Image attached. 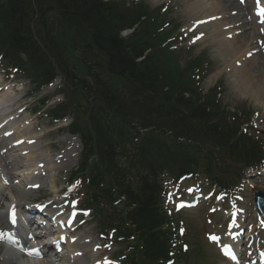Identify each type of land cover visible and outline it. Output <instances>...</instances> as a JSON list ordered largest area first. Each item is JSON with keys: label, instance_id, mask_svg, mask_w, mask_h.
<instances>
[{"label": "trees", "instance_id": "obj_1", "mask_svg": "<svg viewBox=\"0 0 264 264\" xmlns=\"http://www.w3.org/2000/svg\"><path fill=\"white\" fill-rule=\"evenodd\" d=\"M130 21L117 0H0V57L37 85L62 74L73 97L67 110L85 114L90 109L89 125L77 127L90 128L83 136L87 149L98 156L96 169L109 178L107 195L113 187V195L126 197L133 209L123 213L140 232L148 260L155 261L167 255L168 244L164 233L156 231L163 221L157 196L146 177L137 183L139 192L133 190L128 171L117 162L125 146L135 147L136 166L144 170L163 161L171 137L187 136L190 129L206 136L221 129L220 139L234 144L236 153L243 151L234 135L211 123L213 111L205 102L185 100L173 84L166 85L171 74L163 73L170 63L165 69L153 53L145 56L147 44L138 38L146 30L122 35ZM112 77H119L122 85H110ZM137 126L148 132L140 136Z\"/></svg>", "mask_w": 264, "mask_h": 264}, {"label": "rangeland", "instance_id": "obj_2", "mask_svg": "<svg viewBox=\"0 0 264 264\" xmlns=\"http://www.w3.org/2000/svg\"><path fill=\"white\" fill-rule=\"evenodd\" d=\"M166 0H152L154 5H160L161 3L165 2ZM190 0H177L173 4V9L171 13L169 14L170 18L174 19L177 23L181 25L182 29H189L186 31L193 30V38L189 39L187 43L185 42V45L189 44H195V49L192 55H197L200 51L207 50L210 57L213 59V65H212V71L209 74L208 78L205 80L203 87L205 90L209 89L213 85L216 84V82H224L225 92L223 96L224 103L227 107L231 109H235L237 106H242L241 103L245 102L248 106L255 108L260 112V118H258L257 123L260 124L261 121L259 119H263L264 117V93H261L262 85H264V55L260 54L255 55L254 57H251L249 60L255 59L252 63L251 68L249 69L250 76L247 81H249L250 85L245 84H235L232 81L234 80V76L237 75V70H235L233 67H226V59L222 58V55L219 53V45L214 41V39L210 36L208 33L209 31L213 30L212 26L205 27V28H198L194 26V19L196 17L192 13V7L189 5ZM232 4H238L236 0H230V5ZM150 5V4H149ZM239 5V4H238ZM246 6H240L239 9L236 8L232 12V21L236 24H240V27H237L238 31H242L238 38H239V44L243 47L248 46L250 49L252 47H256V37L254 36V29L250 24L248 23L247 16L248 13H250V9L245 8ZM228 8L227 6L224 8V10ZM245 8V9H244ZM231 9L228 10V12ZM221 12H224V14L228 13L226 11L221 10ZM242 15H245L243 18ZM231 21V19H229ZM243 29H246L243 31ZM180 32V28L178 33ZM244 32V33H243ZM206 33V35H205ZM195 34H198L199 36L202 35V39L200 37H195ZM254 43V44H252ZM245 50V48H243ZM224 52V51H223ZM264 54V52H263ZM239 69V67L237 68ZM213 72V73H212ZM19 78L18 76L16 77ZM21 78V77H20ZM20 81V88L24 87L23 90H17L13 89L11 92H8L5 94L4 92H0V99H3L4 101L9 104V107L14 110L13 114L16 113L19 109L27 108L26 111H24L20 116V123H26L29 122L34 126V132L36 135L40 136L38 143H42V147L38 150L39 152L44 153H52V154H59L62 153V149L60 146H58L62 141L58 140L56 138V135L58 134L57 131H55L54 127L49 123V120L47 119L45 112L43 110L31 114L30 109L35 107L38 104V101L44 93H38L34 94L32 96H29L28 93L25 95L27 89H32V86H28L27 82L25 80ZM248 84V83H247ZM51 93V92H49ZM257 95V96H256ZM56 100V99H54ZM257 117V116H255ZM264 129V125L263 128ZM47 144V145H46ZM77 145V143L75 142ZM74 158V157H72ZM77 164V163H76ZM67 171V170H65ZM66 178V175L64 173L61 174L60 180L61 185L63 186V182ZM61 185L58 187L60 188ZM51 188V187H49ZM48 190L45 189L46 195H50ZM21 197V195H18ZM38 196V193H34L30 196L31 199ZM41 197V196H40ZM253 213V211H250ZM186 217L190 219V222L195 223L194 230L196 228L199 229L200 227H203L202 230L208 229V226L206 224V219L203 215L199 214V211H193V212H184ZM220 217H222L221 214H219ZM218 216V218H219ZM216 218V220H218ZM255 218L253 217V220ZM214 220V222L216 221ZM206 226V228H205ZM211 228V227H209ZM90 231V228H88V231H85L84 233L87 234V232ZM258 233V231L256 232ZM262 239V236L260 234L259 240ZM202 242V241H201ZM263 242H261L262 244ZM195 242H193V236L191 238V245L193 247L195 246ZM203 244V242H202ZM207 247V246H206ZM207 250H209L211 253H213V250L211 247H207ZM192 252H197L199 254V251L193 250ZM216 256L209 257V258H199V259H192L189 264H193L196 262L198 264H216V259L219 262V264H228L226 261H221L219 258H215ZM80 262H83V259H80Z\"/></svg>", "mask_w": 264, "mask_h": 264}, {"label": "bare ground", "instance_id": "obj_3", "mask_svg": "<svg viewBox=\"0 0 264 264\" xmlns=\"http://www.w3.org/2000/svg\"><path fill=\"white\" fill-rule=\"evenodd\" d=\"M189 5L192 7L191 9L192 13L196 18L200 20L215 19L213 21L214 23H211L210 25L216 26V28L214 29V33H217V35L221 37L220 41L218 42L219 43L218 45L220 51L219 53L222 55V58L223 59L229 58L228 63L233 62L234 67H236V63L238 61L243 62L242 55L246 53L247 46L246 48L241 46L239 44V38H234L232 40L226 38L228 34H230V31H224V30H227L225 28V25L228 24L227 21L230 19V17H226L225 15H223L220 18H215V16L221 14V10H224L226 4L222 0H190ZM243 48H245V50ZM254 60L255 59L244 62L242 64L243 66L238 69L237 75L234 76L235 84H240V85L245 84L248 86L250 85L249 81H247L246 79H248V77L250 76L249 69L251 68ZM261 90H262L261 93H264V85H262ZM16 134H20L18 129H16ZM27 135L28 133H24L20 137H25ZM17 138L19 137L16 136L15 139ZM29 149L30 152L28 153V155H26L23 158L26 159L27 161L26 169L24 171L17 172L15 176L21 179L20 180L21 182L29 183L30 182L29 178L33 176V172H36V170H38L39 162H45L46 164L45 173L49 175V177H52L55 169L54 162L49 161L47 158L42 161H36L37 159V156L35 154L36 145L35 144L31 145ZM22 151L23 150H21V152ZM30 162L32 163V167L29 165ZM5 190H10V188L9 187L4 188L1 193H3ZM10 192L12 193V195H14L12 190H10ZM14 202H21V201H14ZM5 222H6V216L3 215V213H0V224L4 225ZM4 254L5 256L3 258H0V264H12L10 259L15 260L16 261L15 264H32L28 261H24L17 257L13 258L14 254L7 249H5ZM34 264H46V263L43 260V261L35 262Z\"/></svg>", "mask_w": 264, "mask_h": 264}, {"label": "snow or ice", "instance_id": "obj_4", "mask_svg": "<svg viewBox=\"0 0 264 264\" xmlns=\"http://www.w3.org/2000/svg\"><path fill=\"white\" fill-rule=\"evenodd\" d=\"M15 212L13 211V214H12V220H13V222H15ZM213 239H216L215 237H213Z\"/></svg>", "mask_w": 264, "mask_h": 264}]
</instances>
